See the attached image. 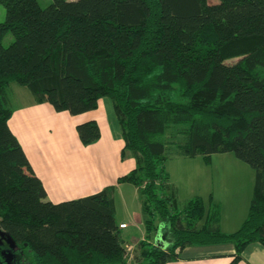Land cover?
<instances>
[{
    "label": "trees",
    "instance_id": "obj_1",
    "mask_svg": "<svg viewBox=\"0 0 264 264\" xmlns=\"http://www.w3.org/2000/svg\"><path fill=\"white\" fill-rule=\"evenodd\" d=\"M0 5V229L16 245L37 264H125L112 189L57 204L46 200L8 127L10 84L71 116L95 110L102 98L113 102L121 157L129 152L135 160L118 183L138 188L147 181L140 190L146 230L163 226L166 241L165 248L141 243L138 264H167L187 246L226 243L234 246L229 264H237L248 245L264 248V0ZM7 33L13 40L3 47ZM76 132L83 145L100 136L94 121ZM171 145L178 155L200 156L207 164L212 155L232 154L253 169L252 199L237 231L222 233L219 207L207 211L198 197L182 208L174 198L177 212L168 209L159 194L173 193L164 170Z\"/></svg>",
    "mask_w": 264,
    "mask_h": 264
},
{
    "label": "crops",
    "instance_id": "obj_2",
    "mask_svg": "<svg viewBox=\"0 0 264 264\" xmlns=\"http://www.w3.org/2000/svg\"><path fill=\"white\" fill-rule=\"evenodd\" d=\"M19 96L21 101L18 107L11 108L8 127L21 146L34 174L41 181L46 200L57 204L85 198L104 189H112L110 198L120 238L121 233L128 229L125 239H132L124 242L121 238L123 243H131L133 246L142 241L149 243L148 240L152 239V244H155L157 239L165 248L166 241H163L161 233L163 226L158 225L159 230L151 233L146 230L140 189L127 182L118 183L119 178L128 175L135 168V160L130 155L121 157L124 141L115 117L113 102L102 98L95 110L71 116L67 112H56L48 103H37L28 91H20ZM89 121L97 123L100 136L97 141L83 145L78 138L76 127ZM215 155L210 157L207 164L200 156L187 158L175 154L167 158L164 170L177 205L184 206L189 201L186 200L187 193L183 192V186L179 182L187 180L184 191L194 188L192 195L202 198L207 211L217 205L220 213L219 230L224 234H231L240 228L249 206L235 221L232 215L227 214L233 211L227 209H234L236 203L232 200L231 207H227V203L231 201L220 198L224 197V190L219 192L220 197L215 195V188L211 183L213 175L206 171L213 167ZM193 167L195 170L191 172ZM224 177L230 179L228 176ZM254 183L255 176L247 196L248 205L252 199ZM203 184L207 188H204ZM197 189H205L206 193L196 194L194 191ZM127 199L132 202L131 205ZM119 205H122L124 210L123 218L117 217L120 212ZM233 254L234 246L230 243L187 246L176 260L167 264H229ZM138 260L136 254L134 262L137 263ZM237 264H264V248L258 243L248 245Z\"/></svg>",
    "mask_w": 264,
    "mask_h": 264
},
{
    "label": "rangeland",
    "instance_id": "obj_3",
    "mask_svg": "<svg viewBox=\"0 0 264 264\" xmlns=\"http://www.w3.org/2000/svg\"><path fill=\"white\" fill-rule=\"evenodd\" d=\"M38 5L41 8H46L50 3L51 0H36ZM217 0H208L209 4H214L216 3ZM5 19V11L4 8L0 5V23H2ZM13 38L12 35L10 33H7L5 35V37L2 39V46L3 47H7L11 42H12ZM231 63V62H228ZM20 91H27L25 88L20 87L16 84H10V86L7 88V97L10 103V107L12 108L13 106L18 107L19 106V102L20 100V96H19V92ZM17 105V106H16ZM173 131H169L168 134H172ZM177 139V138H176ZM174 140H171V142H173ZM174 143V142H173ZM168 156H173L175 154H177V150L176 147L171 145L170 148L168 149ZM128 155L129 152H127ZM200 161V160H197ZM194 167L191 169V172H194ZM210 171L211 175H213V178L211 181V183L213 184V187L215 188V195L217 197H220L218 194L219 192H223L224 197H220L223 200L226 199L231 201L229 203H227V207H231V203L232 200L235 201L236 203V207H234V209H227V211L233 210L232 212H227V214L229 216L232 215V217L234 218V221L239 219V217L241 216V214L245 213V209H247L248 205V200L247 196L249 195L250 192V187H251V182L253 181L254 178V171L252 168H250L247 164L237 160L232 154H218L215 155L213 158V167L206 170ZM224 176H228L230 179H228L227 177ZM192 183L197 186V184L195 182H193V180H191ZM180 184H182L183 186V192L187 193V198L186 200H192L194 198L195 195H192L191 192H193L191 189L190 191H184V185L187 183V180H180L179 181ZM147 184L146 180H142L141 184H139L138 188L140 190H142ZM157 186H162V185H167V182H163L162 184L160 182L157 181L156 183ZM204 188H207L205 184ZM161 188V187H160ZM221 188V189H220ZM162 189V188H161ZM180 191V190H179ZM196 192V194L198 192H201L202 195H204L206 193L205 189H201V190H196L194 191ZM181 194H183L180 191ZM160 197L162 198V195H165V200L168 201V209L172 212V213H176L177 211L172 209V203H174V195L173 193H171L169 190L167 191H161V193L159 194ZM192 197H189V196ZM200 198V197H198ZM206 198V197H205ZM202 199V198H201ZM223 200L222 204H223ZM129 205H131V201L129 202V200L127 199ZM134 205V204H133ZM174 208L175 205H174ZM179 208H182V204H179ZM119 215L117 216L118 218H123L124 217V210L122 208V205H119ZM128 232V229L126 231H123L121 233V238L122 240L125 242H129L132 239H125V235ZM5 239H7V264H37V261L30 255V253L23 247V246H18L16 245L9 236L6 235ZM149 243H146L145 241L139 242L136 245L131 246V243H123V246L125 249H127V247H130V251L127 252L125 258L123 259L125 264H136L135 261V255L137 254L138 257L143 258V254H141L142 252V248L141 247V243L145 244L146 248L148 249L149 247L152 246V239L148 240ZM163 241H164V237H163ZM140 246V247H139ZM143 247V245H142ZM144 249V251H145ZM136 253V254H135ZM135 254V255H134ZM141 255V256H140Z\"/></svg>",
    "mask_w": 264,
    "mask_h": 264
},
{
    "label": "flooded vegetation",
    "instance_id": "obj_4",
    "mask_svg": "<svg viewBox=\"0 0 264 264\" xmlns=\"http://www.w3.org/2000/svg\"><path fill=\"white\" fill-rule=\"evenodd\" d=\"M6 234L0 229V264H7V239Z\"/></svg>",
    "mask_w": 264,
    "mask_h": 264
},
{
    "label": "water",
    "instance_id": "obj_5",
    "mask_svg": "<svg viewBox=\"0 0 264 264\" xmlns=\"http://www.w3.org/2000/svg\"><path fill=\"white\" fill-rule=\"evenodd\" d=\"M155 244L160 247V248H163V245L156 239L155 240Z\"/></svg>",
    "mask_w": 264,
    "mask_h": 264
},
{
    "label": "built area",
    "instance_id": "obj_6",
    "mask_svg": "<svg viewBox=\"0 0 264 264\" xmlns=\"http://www.w3.org/2000/svg\"><path fill=\"white\" fill-rule=\"evenodd\" d=\"M120 227L122 228L123 226H120ZM128 251H130V248H129V247H127V249H126V251H125L124 258H125V256H126V254H127Z\"/></svg>",
    "mask_w": 264,
    "mask_h": 264
}]
</instances>
